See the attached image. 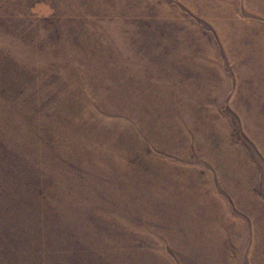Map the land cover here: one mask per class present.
Here are the masks:
<instances>
[{
    "label": "rangeland",
    "instance_id": "374dc122",
    "mask_svg": "<svg viewBox=\"0 0 264 264\" xmlns=\"http://www.w3.org/2000/svg\"><path fill=\"white\" fill-rule=\"evenodd\" d=\"M0 264H264V0H0Z\"/></svg>",
    "mask_w": 264,
    "mask_h": 264
}]
</instances>
